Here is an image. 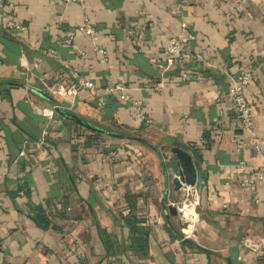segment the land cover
I'll return each mask as SVG.
<instances>
[{
	"label": "crops",
	"instance_id": "crops-1",
	"mask_svg": "<svg viewBox=\"0 0 264 264\" xmlns=\"http://www.w3.org/2000/svg\"><path fill=\"white\" fill-rule=\"evenodd\" d=\"M180 22L194 39L170 62ZM242 71L250 131L229 95ZM79 78L93 88L76 93ZM176 146L204 180L185 240L167 211L186 187L170 176ZM239 162L262 176L252 188ZM0 264H264V0H0Z\"/></svg>",
	"mask_w": 264,
	"mask_h": 264
},
{
	"label": "built area",
	"instance_id": "built-area-1",
	"mask_svg": "<svg viewBox=\"0 0 264 264\" xmlns=\"http://www.w3.org/2000/svg\"><path fill=\"white\" fill-rule=\"evenodd\" d=\"M63 3H75L82 6L84 4V0H59ZM4 30L8 32H23L25 31V27L18 23L9 21L4 24ZM78 30L82 33H85L89 37L94 44L98 41L97 33L92 26L91 23L87 19L83 20V23L78 27ZM194 39L193 34L188 30V26L185 22H180L179 30L176 36L169 38L165 43L164 54L170 62L178 61L183 58H187L189 55V47ZM67 43L72 41V37L69 36L66 40ZM95 51L98 55L103 57L105 55V51L100 47L95 46ZM236 83L234 87L230 90V97L233 102V110L235 111L240 127L243 131H250L252 128V107L246 101L244 96L242 95V91L244 87H246L252 81V73L251 71H242L238 77L236 78ZM93 84L90 81L79 78L77 81V87L75 92L78 93L83 90L92 89ZM109 91L122 99L129 100V97L126 93V88L121 84H115L113 87L109 89ZM52 95L55 94H63L64 90L62 87H59L56 91L50 90ZM104 102H100L99 106H102ZM133 110L135 119L141 124H151V121L147 119L144 115L143 109H141V105L139 102L133 103ZM258 148V147H257ZM248 168L245 166L244 162L238 163V170L240 172L239 183L241 187L252 188L257 181L262 179V176L259 174H252L247 170ZM199 204V196L196 191V188L193 186H186L184 189V193L181 199L172 206H175L177 213H179V218L181 223L186 228V233L182 237L181 240L188 239L191 235V232L198 221L197 207ZM186 208H190L193 212L190 216L185 217L183 215V210Z\"/></svg>",
	"mask_w": 264,
	"mask_h": 264
},
{
	"label": "water",
	"instance_id": "water-1",
	"mask_svg": "<svg viewBox=\"0 0 264 264\" xmlns=\"http://www.w3.org/2000/svg\"><path fill=\"white\" fill-rule=\"evenodd\" d=\"M39 95H42L45 99H49L43 92L36 91ZM51 100V99H49ZM68 119H71L84 127H87L91 131H100L96 127L87 124L80 119H78L75 115L63 112L62 113ZM171 155L173 156L171 164V175L177 177L181 183H184L186 186H193L196 188L198 195L202 192V187L204 185L203 175L199 166V162L193 157L190 151H186L178 146L171 148ZM167 211L170 216L178 217L180 216L177 213L175 206L169 205L167 207Z\"/></svg>",
	"mask_w": 264,
	"mask_h": 264
},
{
	"label": "trees",
	"instance_id": "trees-1",
	"mask_svg": "<svg viewBox=\"0 0 264 264\" xmlns=\"http://www.w3.org/2000/svg\"><path fill=\"white\" fill-rule=\"evenodd\" d=\"M57 112L59 113H63L64 110H62L61 108L60 109H57ZM94 135H99V134H108V135H111V133L109 132H104L103 130H100V131H92ZM117 136V135H116ZM141 142L145 143L144 141L141 140ZM147 146H149L147 143H145ZM196 156L199 158L200 156V153L196 152L195 153ZM43 212V211H42ZM41 211L38 212V215H37V218H36V223L37 225H42L44 228H46L49 224V220H47V218L43 215Z\"/></svg>",
	"mask_w": 264,
	"mask_h": 264
},
{
	"label": "bare ground",
	"instance_id": "bare-ground-1",
	"mask_svg": "<svg viewBox=\"0 0 264 264\" xmlns=\"http://www.w3.org/2000/svg\"><path fill=\"white\" fill-rule=\"evenodd\" d=\"M183 211H184V212H187V213H192V212H191L192 210H191L190 208H186V209H184Z\"/></svg>",
	"mask_w": 264,
	"mask_h": 264
}]
</instances>
